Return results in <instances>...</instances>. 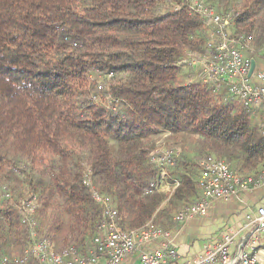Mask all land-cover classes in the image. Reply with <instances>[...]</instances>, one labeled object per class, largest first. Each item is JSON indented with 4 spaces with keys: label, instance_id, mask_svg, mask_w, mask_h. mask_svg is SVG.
I'll use <instances>...</instances> for the list:
<instances>
[{
    "label": "trees",
    "instance_id": "trees-1",
    "mask_svg": "<svg viewBox=\"0 0 264 264\" xmlns=\"http://www.w3.org/2000/svg\"><path fill=\"white\" fill-rule=\"evenodd\" d=\"M186 1L0 0V190L9 191L0 259L31 244L20 210L27 195L56 250L70 241L86 252L104 219L88 180L112 199L123 229L152 221L169 231L202 195L203 159L242 176L264 171L263 109L244 108L227 82L175 83L179 54L205 56L215 30ZM207 5L230 15L235 37L264 45V0ZM96 71L112 75L108 86L92 83ZM164 137L180 153L171 196L157 189L152 161ZM27 264L42 263L32 254Z\"/></svg>",
    "mask_w": 264,
    "mask_h": 264
},
{
    "label": "built area",
    "instance_id": "built-area-1",
    "mask_svg": "<svg viewBox=\"0 0 264 264\" xmlns=\"http://www.w3.org/2000/svg\"><path fill=\"white\" fill-rule=\"evenodd\" d=\"M185 6L191 13L210 21L215 29L210 31L207 62L203 66L200 80L207 84L227 82L230 94L244 108L252 112L264 110V72L255 73L254 70L250 74L252 57L264 54V45L258 48L252 36L235 37L228 27L230 15L217 12L202 0H187ZM254 76L261 83L253 82ZM179 159L180 153L168 146L165 137L157 143L152 153V161L160 169L161 183L157 189L170 196L179 182L170 181L169 169L175 167ZM263 181L264 176H242L232 170L225 160L207 157L201 162V197L196 203L179 211L174 219L180 222L191 216H204L211 202L229 201L239 193L259 186ZM87 184L93 191L94 200L103 209L104 219L99 234L93 238L86 252L77 251L73 245L57 252L51 237L40 233V221L36 217L37 200L27 195L20 203V210L22 223L29 229L31 244L23 255L17 258L5 256L0 259V264H27L32 254L42 264H124L129 258H136L140 264H259L250 251L252 247L242 248L236 255H232L230 248L235 243V237L231 236H225L222 242L209 246L203 255L181 262L176 249L171 245L168 231L155 226L152 221L132 230L123 229L119 225V214L112 199L97 192L90 180ZM259 216V222L264 225L263 208L259 209ZM153 245L158 247L148 250Z\"/></svg>",
    "mask_w": 264,
    "mask_h": 264
},
{
    "label": "crops",
    "instance_id": "crops-1",
    "mask_svg": "<svg viewBox=\"0 0 264 264\" xmlns=\"http://www.w3.org/2000/svg\"><path fill=\"white\" fill-rule=\"evenodd\" d=\"M255 73L264 72V54L252 57ZM199 80V79H198ZM255 83H261L252 78ZM264 176V171L259 175ZM264 209V181L257 187L238 194L229 200L213 201L204 216H191L175 222L176 227L169 230L170 241L176 249L179 260L185 262L195 259L225 236L235 237L230 253L236 255L241 248L249 249L259 264H264V225L259 222V209ZM158 245L148 250L156 249ZM124 264H140L136 258H129Z\"/></svg>",
    "mask_w": 264,
    "mask_h": 264
},
{
    "label": "rangeland",
    "instance_id": "rangeland-1",
    "mask_svg": "<svg viewBox=\"0 0 264 264\" xmlns=\"http://www.w3.org/2000/svg\"><path fill=\"white\" fill-rule=\"evenodd\" d=\"M190 1H192V0H190ZM202 2L207 4V2H209V0H202ZM260 46H258V48ZM259 55H260V53H259ZM179 56H180V62L178 63L177 67L175 68V72H176L175 83L176 84H183V83H189V82L191 83L194 80L200 79L202 77V73H203V68H204L203 66H205V63L207 62V53L205 56L200 57L201 55H193L192 53H190L188 51H184L183 53H180ZM90 80L92 81V83L98 85L99 88L102 86H108L111 82L109 76L103 75L102 73L97 72V71H96V73L92 74V77ZM205 84H207V83H205ZM208 84H210V83H208ZM165 142L167 143V141H165ZM4 195H9V191L6 190L5 188L0 190V201L3 199ZM23 199L24 198H22L20 200V202ZM178 212H176L173 216L176 217V214ZM174 221H175V219H174ZM175 222H177V221H175ZM40 225H42V221H40ZM46 232H48L47 228L42 227V229H40L41 234L45 235L44 233H46ZM49 236L51 237V239L53 241L55 249H57V246H56L57 243H55L54 237L52 238L51 235H49ZM72 245H73V243H71L70 241L67 242L66 245L64 247H62L61 251H63L66 247L72 246ZM29 246L30 245H28V247ZM56 251L61 252L58 250H56Z\"/></svg>",
    "mask_w": 264,
    "mask_h": 264
},
{
    "label": "water",
    "instance_id": "water-1",
    "mask_svg": "<svg viewBox=\"0 0 264 264\" xmlns=\"http://www.w3.org/2000/svg\"><path fill=\"white\" fill-rule=\"evenodd\" d=\"M254 70H255V62L252 61V68H251V73H250V74H252V73L254 72ZM241 249H242V248H241Z\"/></svg>",
    "mask_w": 264,
    "mask_h": 264
}]
</instances>
